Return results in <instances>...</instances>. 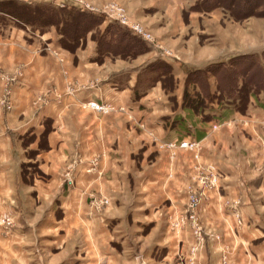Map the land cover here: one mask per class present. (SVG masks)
<instances>
[{"label":"crops","instance_id":"0c3cea01","mask_svg":"<svg viewBox=\"0 0 264 264\" xmlns=\"http://www.w3.org/2000/svg\"><path fill=\"white\" fill-rule=\"evenodd\" d=\"M12 34L9 38L12 51L0 54V60L10 62L12 65L6 69L12 70L15 68L14 55L17 59H25L22 75L9 87L11 107L0 108V216L12 219L9 234H4L0 227V264H36L43 258L46 260L45 253L41 252L37 260L34 244L49 241L51 245H37L41 250H62L61 237L56 234H62L64 230L74 233L80 226V218L85 222L81 228L92 240L90 248L87 246L86 249H92L94 255L96 235L107 231L103 224L115 218V213L112 214L118 207L115 198H120L127 186L126 178L132 169L129 161L131 140L127 135L129 122L120 112L100 115L82 110L80 104L89 100L109 102L125 106L141 118L139 114L143 106L158 105L154 99L158 96L153 95L159 94L160 82L154 80L148 70L139 69L136 65H120L112 70L104 64L98 66L94 48L77 53L79 59L76 64L67 65L68 71L62 74L61 66L40 65L43 58L34 55L35 52L17 55L13 43L23 44L24 36L17 29H12ZM160 57L164 55L156 53L154 56L155 59ZM170 62L175 74L182 72L178 61ZM1 68L0 73L4 71ZM95 75L100 76L96 84L84 83ZM72 79L76 84L73 83L68 90L66 85ZM180 90L175 101L163 99L162 110H165L167 119L158 115L148 120L146 129H143L142 117L140 128L135 129L133 124H129V134L134 141L142 135H155L161 141L187 139L203 144L199 154L200 166L216 171L219 183L216 188L202 191L197 213L204 228L220 238L211 236L207 239L199 264H254L256 259L264 261V248L261 247L264 240L260 245L255 244L259 234L264 233V193L262 197L253 194L255 186H249L248 181L244 183L240 179L238 168L240 163L244 165L243 169H251L256 152L247 151V154L254 153V157L251 161L247 158L242 164V157L239 159L235 151L239 143L233 140L234 135L242 130H211V121L223 122L236 116L230 106L219 108L213 97L212 100L204 98L208 105L206 110L214 116L207 122L201 119L196 122V117L190 119L192 113L182 106ZM2 91L0 82V95ZM249 114L251 117L248 116V130L245 132L256 134L264 144V131H260L258 122H264V92L257 99H251ZM148 141L151 142L150 139ZM248 145L252 146L253 141ZM262 152L264 150L261 156L264 155ZM96 155L100 157L98 165L87 171L90 166L87 160ZM65 165L67 169H74L75 185L68 191H62ZM149 166L151 169L148 171L144 172V166L140 168V174L134 175L138 189L136 207L140 210L137 212L152 222V230L148 234L151 242L154 236L161 234V241L168 244L171 249L169 256L173 257L178 249H186L188 235L181 230L165 229L163 233L158 230L166 225L168 215L174 217L185 208L186 184L191 172L190 167H186V150L165 149ZM242 183L249 190L247 186L242 187ZM257 187L264 189V180ZM88 192L95 197L102 193L112 200L110 209L96 215L85 204L87 215L81 216L78 207ZM260 197L262 209L257 204L261 202L257 199ZM56 198H61L58 210L54 206ZM239 215L242 218L240 223ZM103 218L108 219L102 223ZM46 233L54 236L49 240L40 239ZM57 251L49 260L63 256Z\"/></svg>","mask_w":264,"mask_h":264},{"label":"rangeland","instance_id":"374dc122","mask_svg":"<svg viewBox=\"0 0 264 264\" xmlns=\"http://www.w3.org/2000/svg\"><path fill=\"white\" fill-rule=\"evenodd\" d=\"M63 1L65 2L62 3L61 0H0V54L12 51L9 38L13 35L12 29H17L22 32L24 40H22L23 44L13 43V50L16 54L21 55V53H24L26 55L27 51H31L32 55L35 52L34 55L43 58V62L40 65L61 66L62 74L68 71L67 65L76 64L79 59L77 53L93 48L96 53L95 62L97 65L101 66L104 64V67L110 66L111 70L120 65H136L139 69L145 68L146 70H154L160 67H165L166 69L167 62L171 64V60L178 61L182 72L178 75L175 74L171 64L172 73L170 72L164 79H161L160 76L157 79L160 82V90L159 94L156 93L153 96H158V98H154L155 100L157 99L156 104L158 105L148 104L142 107V112L139 115L144 119L143 129H146V122L148 120L154 119L158 115L167 119V114L163 112L165 110H162L163 99L175 101L177 91L180 89L182 92L181 98L186 99V103L189 104L191 100L194 101L196 99L199 102L196 103V107L181 103L182 106H186V110L192 113L190 119L194 116L196 117V122L199 119L202 121L213 119L214 115L209 110H206L208 106L203 105L207 101L204 98L210 100L213 97L216 103H218L219 108L230 106L236 116L223 122L211 121L210 128L213 131L219 129L242 130L239 134L234 135L235 138H233V140L236 139L239 143L235 151L239 159L242 157V164L247 158L251 161V158L254 157V153L247 154V151L249 153H256L251 169H243L244 165L242 166L238 163L240 179H243L244 183L248 181L247 184L249 186H255V188L253 187L254 191L252 190L253 194L263 196V187L258 188L257 186L264 180V155L261 156L264 144L261 139L256 137V134L246 133L245 131L248 130V116L251 117L249 114L251 99H257V96L264 92V88L255 90L251 86L248 92L250 93L249 96L247 98L243 97L242 102L239 103L238 101L231 103L226 102L222 98L220 99V91H217V88H224L227 82L226 78L228 77L225 69L221 68V63L225 62L227 66H230V75L235 80L232 92L237 95V93L241 94V91L238 92L236 90H239L241 86L243 87L247 80L245 73H251L257 69V66H252L249 62L250 60L242 55L249 54L246 55L248 57L255 55L260 62L263 61L264 16L252 15L247 18L236 19L230 9H235L239 12L241 9H247L252 4H257V9L260 11V9L264 8V0H223L219 6L210 11L199 10V4L201 2V5H204L215 0ZM24 2L29 5L48 2L58 8L74 7L102 16L103 22L100 25L80 30L79 33L73 36L72 40L71 36H66V33H69L68 26L61 28L58 24H50L42 30L39 25L41 16L39 17L30 11L26 12L22 6ZM21 8L25 11L23 10L22 12ZM35 12L37 13V11ZM6 13H10L13 16L15 24L5 23L6 20L4 18H6ZM21 17H23V21L20 19ZM109 21L140 37L143 41L142 44H139L138 47L132 46L128 50L122 49V51L112 47L110 49L106 48V44L104 43H108V38L103 40L102 37L108 31L105 27ZM29 23H32V26H29ZM114 29L115 26L109 31L114 33ZM115 40H110V42H114ZM156 53H161L164 57L155 59ZM3 57L6 58L7 55ZM14 58L15 68L12 70L6 69L12 65L10 62H6V59L0 60V66L4 68H1L4 71L0 73V82L3 86V91L0 95V108L4 109L10 108L12 105L9 98L10 85L16 82L20 75H22L21 67L23 66L25 57L21 60L20 57L17 59L16 55H14ZM239 62L243 63L239 64ZM204 68L206 69L204 76L202 74L197 76L198 72ZM99 77V75H95L88 78L89 80L84 83L96 84ZM73 83L76 84L72 79V81L67 83V88L73 86ZM184 92L186 98H184ZM223 95H226V93L224 92ZM82 103L80 104V108L85 111H93L100 115L120 112L119 114L126 117L127 123L129 122L127 125V135L128 139L131 140V145H129L131 151L129 161H131L132 169L129 170V176L126 178L127 186L121 193V197H118V199L116 196L115 198L116 206H118V209L115 208L112 211V214L115 213L116 215L115 218L102 219V223L105 222L104 219H108L109 222L103 224L107 230L105 234L100 233L96 235L97 246L94 250V255L92 249L90 251L86 249L87 246L90 248V241L92 240L87 231L81 228V225L85 226V222L80 218V226L75 228L74 233H66L64 230L62 234H56V236L61 237L62 250H41L37 245L39 243L51 245L49 241H38L36 245L34 244L33 252L37 260L41 253H45L44 257H47L46 260L43 258L40 263L36 264H199L200 254L201 252L204 253L203 250L207 239L211 236L215 239L220 238L219 235L210 231L208 232L204 228L197 213L199 204L194 209L195 218H190L186 212V209L189 208L188 200L190 194L197 193L200 198L202 191L216 188L219 183V175L216 171L218 175L217 185L209 186L201 182L204 174L207 173V170H210L201 168L199 163L200 149L203 144L196 140L192 146L183 147L180 145V141H161L155 135H148V137L142 135V137H138L134 141L132 140V134H129V124H133L132 126H135V129L140 128L142 117L140 118L135 113H131L125 106H115L109 102L107 103L111 104L112 108L102 113L90 108H83ZM238 104L240 107L236 109ZM154 109H157V112ZM258 122L260 124V131H264V122ZM148 139L151 140L150 143ZM252 141L253 147L248 145ZM170 143L173 144L170 145ZM151 147H153L152 151ZM175 148L186 150V167H190L191 171L188 173V183L186 184L187 201L184 206L185 208L177 213L176 216L171 217L168 215L166 217V225L163 224L162 229L158 231L160 233H163L165 229L175 232L179 230L185 231L189 237V241L186 242L185 250L180 248V250L178 249V253L176 252L175 256L171 257L169 256L171 249L167 246L168 244L161 241V234L154 236L155 239L151 242L148 234L152 230V222H148L145 217L140 216V212H137L140 210L136 207L138 189L135 186L136 179L134 175L140 174L142 170L140 168L144 166H146L143 169L144 172L151 169L149 165L151 162H154L159 152ZM262 153L264 154V152ZM261 157L262 159H260ZM99 159L98 155L88 159L87 162L90 166L87 171L93 170L98 165ZM77 160L81 161L80 158ZM141 163L143 165L139 167ZM73 171V167L69 169L67 167L64 168L62 173V191H68L75 185ZM69 179L72 180L71 184L69 183ZM246 186L242 183V187L246 188ZM247 189L249 190L248 186ZM249 193L251 192L249 191ZM98 194L96 197L92 196L93 194H90V192L84 194L87 197L84 198L85 203L82 202V205L78 207L81 216L87 215V204L96 215L106 212L108 208L110 209L113 204L112 200H109L102 193ZM261 197L257 198L259 202L262 199ZM60 200L61 198H56L54 201L56 210H58V201ZM261 203L262 201L257 203L260 209H262ZM236 204L238 205L239 202H236ZM238 217V223L242 222L240 215ZM0 221L9 222V224L0 223L3 233L9 234L12 219L7 216H0ZM75 225H77V222ZM155 231H157V228ZM262 234H259L260 236L255 239V244H262L264 233ZM44 236L40 239L47 238L49 240L54 234L46 233ZM261 247L264 248V243ZM56 251L61 252V254L63 253V256H60L57 260H49ZM166 255L167 257H165ZM225 260L226 255L223 258L224 262ZM254 264H264V261L256 259Z\"/></svg>","mask_w":264,"mask_h":264},{"label":"trees","instance_id":"16d2710c","mask_svg":"<svg viewBox=\"0 0 264 264\" xmlns=\"http://www.w3.org/2000/svg\"><path fill=\"white\" fill-rule=\"evenodd\" d=\"M222 1L223 0H215V1L209 2L204 5H201V2H200L198 9L203 10V11H210L214 9L216 6H219ZM22 4L26 12L30 11L32 13L37 14V16L39 17L41 16V20H39V25L42 30H44L50 24L51 25L58 24L59 26H61V28L62 27L66 28L68 26L69 33H66V36L68 37L71 36L72 40H73V36L79 33L80 30L88 29L95 25H100L103 22L101 19L102 16L100 15L90 13L89 11H82V10H79V9H76L70 6H67L65 8L64 7L58 8L48 2L36 3L32 5H29L26 2H24ZM23 8H21L22 12L24 10ZM257 8H258L257 4L256 5L252 4L247 9H241L240 10L241 12L240 11L238 12L237 10L230 9L229 7V9L231 10V13L236 19H243V18H247L252 15L264 16V8L260 9V11ZM35 11H37V13ZM5 15H6L5 16L6 18H4L6 20L5 23L15 24L14 22L15 20L13 16L10 15V13H6ZM20 19L23 21V17H21ZM18 21L20 20L18 19ZM31 24L32 23H29V26H32ZM114 26H115V29H114L115 31L114 33H111L109 30L113 28ZM105 28H107L108 31L106 32V35L104 34L102 39L106 40V38H108L107 40L108 43H104L106 44V48L110 49L112 47V48L118 49L119 51H122V49L128 50V48H131L132 46L138 47V45L142 44L143 42L140 39V37H137L134 34H131L130 32H128L127 30L122 29L119 25H116V23H113L112 21H109L106 24ZM113 39H116V40L114 42L113 41L110 42V40H113ZM246 55H249V54H244L242 56L249 59L250 64L252 66H257V69H255L251 73H245V76L247 77L245 85H243V87L241 86L239 90L238 89L236 90L238 92L241 91V94L237 93L236 95L234 92H232L235 86V80L230 75V68H229L230 66H227V63L225 62L221 63L220 66L221 68L225 69V72L228 75V77L226 78L227 80L226 86L224 88H217V91H220V99L222 98L226 100V102H231V103L238 101L239 103V102H242L243 97L247 98V96H249L250 93L248 92L250 91L251 86H252V89L255 88V90H260L261 88H264V59L262 62H260L257 56L251 55V57H248ZM242 63L243 62L241 63L239 62V64H242ZM171 69H172L171 64L167 62L166 69L165 67H160L154 70L150 69L148 71L152 73L153 75L152 78L155 80V79H158L159 76L161 77V79H164L168 74H170V72L172 73ZM205 71H206L205 68L200 70L197 76H199L200 74L204 76ZM224 92L226 93V95H223ZM184 98H186L185 92H184ZM201 100L203 101L202 97H201ZM182 103H185V105L196 107L195 106L196 103H199V102H197V99H196L194 101L191 100V102L188 104L186 103V99H183ZM203 105L208 106L205 103ZM239 107L240 105L238 104L236 106V109H238Z\"/></svg>","mask_w":264,"mask_h":264},{"label":"built area","instance_id":"2783aa9c","mask_svg":"<svg viewBox=\"0 0 264 264\" xmlns=\"http://www.w3.org/2000/svg\"><path fill=\"white\" fill-rule=\"evenodd\" d=\"M61 2L63 3L65 1L61 0ZM82 106H83V108H90V109H93L94 111H97V112H100V113L107 112V111H109L112 108V105L109 104V103L97 102V101H94V100L84 101L82 103ZM195 142H196V140L183 139V140L180 141V145L183 146V147H190ZM172 144L173 143H170V145H172ZM217 180H218L217 173L215 171H213V170L211 171V169H210V170H207L206 174H204V177H202L201 182L206 184V185H209V186H215L218 183ZM69 183L70 184L72 183L71 179H69ZM188 201H189V208L186 209V212H187V214H188V216L190 218H195L194 209L197 208V206L199 204V201H200V198L198 197L197 193L196 194L192 193V194L189 195V200ZM2 222H4V221H0V223H2ZM4 223L9 224V222H7V221L4 222Z\"/></svg>","mask_w":264,"mask_h":264}]
</instances>
